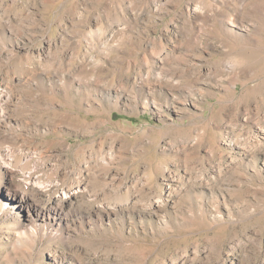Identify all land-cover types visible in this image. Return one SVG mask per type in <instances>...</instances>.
Returning a JSON list of instances; mask_svg holds the SVG:
<instances>
[{
    "label": "rangeland",
    "instance_id": "374dc122",
    "mask_svg": "<svg viewBox=\"0 0 264 264\" xmlns=\"http://www.w3.org/2000/svg\"><path fill=\"white\" fill-rule=\"evenodd\" d=\"M0 264H264V0H0Z\"/></svg>",
    "mask_w": 264,
    "mask_h": 264
},
{
    "label": "bare ground",
    "instance_id": "6f19581e",
    "mask_svg": "<svg viewBox=\"0 0 264 264\" xmlns=\"http://www.w3.org/2000/svg\"><path fill=\"white\" fill-rule=\"evenodd\" d=\"M24 189H18L16 187H13V189H11L10 187H7L8 201L6 202L7 204H9L8 207H10V210L12 211V210L18 209L19 212L27 211L30 217L33 214V216L35 217L34 221H36V219L45 220L46 215H44V213H42L41 210L37 208V206L36 207H34V205L31 206L32 201L30 199V195H28V192H26V189L25 190Z\"/></svg>",
    "mask_w": 264,
    "mask_h": 264
}]
</instances>
